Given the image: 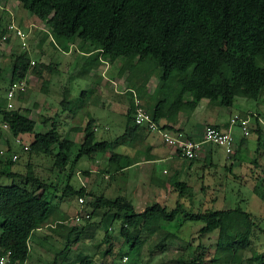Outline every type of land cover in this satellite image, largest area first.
I'll return each instance as SVG.
<instances>
[{"label":"trees","instance_id":"obj_1","mask_svg":"<svg viewBox=\"0 0 264 264\" xmlns=\"http://www.w3.org/2000/svg\"><path fill=\"white\" fill-rule=\"evenodd\" d=\"M16 1L25 12L45 21L48 29L63 28L59 44L52 39L54 47L65 48L79 39L82 52L96 51L110 58L127 59L130 75L127 79L132 84L156 75L162 86L154 102L145 106L156 122L179 112L188 96L198 102L206 99L212 104L227 107L235 98L256 101L264 93V0ZM2 9L5 16H0V42L1 39L9 42L16 31L9 30L8 12ZM44 32L49 34V31ZM43 37L45 41L47 36ZM30 62L26 52L15 57L10 83L26 79L31 70ZM46 67L53 69L50 64L43 65V69ZM2 76L0 70V78ZM134 113L135 102L129 109L130 119ZM0 120L7 123L11 130L34 134L37 147L35 150H24L26 153L29 151L25 160L26 172L12 169L15 162L13 156L20 152L9 148L11 156L7 170L0 172V180L4 177L11 180L8 185L0 182V257L11 253L13 262L26 264L32 233L45 225L52 213L50 195L56 198L57 193H61L63 198L76 196L78 199L92 196L85 187L75 188L69 182L64 189L58 188L57 184L38 173L29 157L39 153L51 156L54 168L63 173L70 166L73 172L83 156L103 151L107 142L97 140L92 122L88 123L84 142L77 146L57 133L56 123L52 125V133L35 131L36 121L18 109L0 107ZM163 129H167L166 126ZM252 130L258 138V152L263 151L264 127L257 122ZM20 145L24 148L23 144ZM116 157L120 158V155L114 154L110 161ZM127 166V163L122 164L119 169ZM181 186L186 188L183 183ZM88 204L91 205L93 220L102 217L90 223L87 220L86 224L106 231L100 243H107L109 247L101 251L103 256L112 254L110 229L117 220L123 223L121 236L131 249L154 232L146 229L152 219L157 217L158 228L162 229V223L169 224L183 215L179 224L201 222L200 236L217 233V247L230 253L247 244L254 224L252 215L240 207L208 208L194 212L178 201L174 209H169L167 204L155 203L137 211L124 196L114 199L97 196ZM85 226H75L70 233L79 236L87 230ZM164 231L169 237L177 235L170 230ZM74 235H69L67 248L74 241L71 239ZM198 260L194 259L191 263L198 264Z\"/></svg>","mask_w":264,"mask_h":264},{"label":"rangeland","instance_id":"obj_2","mask_svg":"<svg viewBox=\"0 0 264 264\" xmlns=\"http://www.w3.org/2000/svg\"><path fill=\"white\" fill-rule=\"evenodd\" d=\"M2 8H5V10L8 12L9 21L7 23H10V20H14L16 26L20 27L22 30H25L26 33L28 32V48H23L21 39L18 38L15 33L13 34L14 37H11L9 42L3 41V39H1L0 70L5 72V74L0 78V107L7 105V93L12 80L11 76L14 71L15 57L26 52V55L31 59V70L27 74L26 79H24L26 83L25 90L23 92H18L15 99L12 100L14 109H18L21 111V113L26 114L34 119L36 121L35 131L37 132L52 133V125L54 123L59 124L61 128H63L62 123H66L64 125L75 124L77 126H81L82 123L78 121V118L81 116L79 114L81 111L78 112L77 107L74 108L73 106H70V104H66L65 95L67 94L66 92L71 95L70 98L72 97V104H74V106L76 105V102H83L84 99L86 101L85 103H88L87 101L91 100L92 98L95 99L98 92H96L94 89H96V85L97 90L99 91V86H97L99 82H97V75H94V73L90 70H95L94 72L96 74V71L100 70L98 69V66L102 65L100 63L102 59L96 60L94 59L95 55L91 54L89 56H85L81 60L82 65L78 66L77 60L78 57L81 56L78 52V50H80L79 39H75L72 43V46L69 45L72 51L70 55H67L68 53L66 52H62V50L56 51L58 47H54L52 44V39L54 38L55 42L59 44V37L63 33V28H58L57 30L48 29L45 21H41L38 16L25 12L14 0H6V2L4 0H0V16H5V14H3ZM6 11H4V13H7ZM44 29L49 31L48 35L46 32H44ZM43 35L47 36L45 41L43 40ZM43 51L45 52L43 53ZM32 61L36 63L33 65ZM102 61H105L106 66L109 63L110 68L113 67L112 73L110 74H114V70L121 67L126 73L125 78H122L121 81H116L118 83L117 89H125V86L130 83V85H133L135 89L137 87V91L140 89V82L136 84L137 81H135V83L132 84V82L127 79L128 76H130L127 71V59L115 60V58L106 56V58ZM49 64L53 69H49L48 67L43 69V65ZM76 65L78 67H75ZM262 65L264 66V63H262ZM79 68L80 70H85L82 71V73L80 72L81 76L76 77V73L74 74V72H76ZM102 69L99 71L100 74L102 73ZM115 74H117V71ZM150 78L152 79L150 82V88L157 91V89L161 87L162 81L156 75L151 76ZM139 93L140 92L138 91V97L135 96V100L138 99L144 107L146 106L145 103L152 104L149 96H147L148 100L142 101L140 99ZM133 99L132 91H129L120 99H113L112 101L114 102L111 106L100 108L98 110V115H100L99 118L102 119L99 121V126L102 127L103 121H109L113 126V135H120L123 133V131L126 130L128 124L131 122L128 110L133 104ZM63 100H65L64 103ZM233 101L234 103L230 107H222L219 105L218 114L216 115H207V112L204 119H207L208 121L210 119L215 123L217 122V124H230L236 115L242 118H248V116H251V122L249 124V130L251 134L248 136L247 140L251 145V149L255 150L257 148V143L255 142L256 140L254 137L256 134L253 133L252 129L256 127L257 122L261 123L264 127V93L259 98V100L256 101L243 97L235 98ZM81 108L84 112H88L90 109H92L88 106L84 107L82 105ZM97 109L98 108H94L95 112H97ZM61 128L60 130H62ZM0 129H2L0 133V172L7 170V165L9 162L8 158L11 156V154H9V148H14L20 152L15 153L19 156V159L14 162L12 169L14 171L24 172L26 166L25 160L28 158L27 153L30 150H35L37 148L34 144V134L32 135V133L29 131L11 130L10 127L9 129ZM232 132L237 139L241 137L245 138L240 122L233 123ZM17 139L20 140V142H18ZM75 140L76 145L78 146L84 142L85 137L75 138ZM20 144L28 145L29 151L26 153ZM220 148L222 149V147ZM116 151L120 152V147H117ZM76 153L77 149H75V155ZM103 156L106 157L105 154ZM222 157L225 159L223 161H226V156L222 155ZM257 158L261 160L260 163L262 165L260 171L257 172L253 170L252 175L256 177L255 179H258L262 173L264 174V155L261 157L257 156ZM29 160L36 165L38 173L42 174L44 179L57 184V187L60 189H64L67 181L69 183L73 181L76 175V168L84 169L90 166V164H95L94 160L90 162L86 156H83L77 163L75 171L72 172L73 169L68 166L67 169L61 173L58 169L54 168V159L51 156L39 153L29 157ZM108 160L109 158H107V162ZM245 160H247V158H245ZM100 165L102 166L103 164ZM252 168H256L255 164L253 163L251 164V168H245L243 171L244 173L242 174L244 177H246L242 182L243 184L240 183V181L239 183L233 184L232 189L236 193L232 195L231 202L218 203V205H215L216 208L218 207L224 209H229V207H240L252 215L254 224L252 225V233L249 236V240L244 247L242 246L237 248L233 253L222 251L217 247V233L200 236L199 231L202 227L201 222L199 223L189 221L187 223L179 224V219L184 217L183 215H179L174 222L169 224L162 223L163 230L158 228L157 217L152 219L151 223L146 229L151 232L154 231L152 233L153 235L150 234L149 236L145 237L143 242L135 249H131L129 244H125V240L121 236V227L123 223L120 220H113L114 222L111 225L112 228L110 229L109 237V242L112 246L110 252L112 254L103 256L101 251H104L107 247H109V245L107 243L102 244L99 242L101 239L105 238L106 231L104 229L91 231L92 227H90L89 223L92 222L93 219L91 216H89L84 217V220L80 221L79 223L77 222L75 226L82 228L83 225H86L85 227L87 230H90L88 231L89 234H93V232H95L99 236L97 235L96 237H89L85 239L86 234L84 233V235L82 233L83 231H80L81 235H74L71 237V239L74 241H72L71 246L67 248V241L63 237H60L61 235L56 236V234H54L52 236V234H50L49 239L43 240L42 243L39 242V244L37 242V245L32 252V260L38 257L39 263L36 262V260H33L31 264H68L66 262L67 256L71 257L69 258V263L71 264H88L89 262L90 264H192V260H198V258V264H264V182H262V179H259L257 182L256 180L251 179ZM73 173L74 175L71 178L70 176ZM222 174L225 175L226 173L222 172ZM0 182L8 185L11 183V180L4 177L0 180ZM60 192L63 191L60 190ZM60 195L61 193H57V196ZM84 199L86 200L83 207L85 216L91 215L92 209L91 205L89 206L88 204L89 198ZM50 200L53 202L52 213L50 215V217H52L49 220L51 222L50 225L47 226L46 231L61 234L66 227L64 225L66 218L63 216L60 218V222H56V220H54V215H61V209L63 206L62 208L60 207V203H58L59 199L54 198L53 194L50 195ZM184 201L181 203H183L184 207L188 210L194 212L204 210L203 207L205 205L203 204H189V201L187 203H184ZM64 203H71V206H73L75 209L78 207L79 199L76 196L66 197V200L63 202V204ZM147 205L149 204H141L137 206L138 211H141L142 209L144 210ZM167 205L169 209H174L177 206V201L172 200ZM207 206L209 207L210 204ZM101 219L102 217L100 216L96 220ZM62 220H64L63 223H61ZM87 220H89V223L86 224ZM93 221H95V219ZM53 227L58 229H53ZM164 230H170L177 233V235L175 237H169ZM79 237L82 238V240L83 238L86 240H84L85 247L83 245H79L82 247V249H79L78 247L79 243L77 239ZM82 240L81 242H83ZM95 243H99L100 250L98 252H95L93 248ZM200 245H202V247ZM41 247L43 249H41ZM60 253H63L64 259H60L58 261L56 257ZM84 255L92 256L93 261L92 257H90V259L84 257Z\"/></svg>","mask_w":264,"mask_h":264},{"label":"crops","instance_id":"obj_3","mask_svg":"<svg viewBox=\"0 0 264 264\" xmlns=\"http://www.w3.org/2000/svg\"><path fill=\"white\" fill-rule=\"evenodd\" d=\"M4 1L6 2V0ZM14 1L18 3V1ZM9 24H11V22ZM69 45L72 46V43L68 44L65 48H58L56 51L62 50V52H66L68 53L67 55H70L72 51ZM78 52L81 55H79L80 57H78L77 60L78 66L82 65L81 60L85 56L94 54V59L96 60H104L107 56L106 54L98 53L96 51L86 53L78 50ZM116 59L118 58H115V60ZM102 60L100 61L102 65L98 66V69L100 70H97L96 74L94 72L95 70H90L94 73V75H97V82H99L97 85L99 86V91L97 90L96 85V89H94L98 92L95 99L92 98L87 101L88 103H85L86 101L84 99L83 102H76V105L74 106V104H72V97L70 98L71 95L66 92V101L63 100V102L65 101L67 104H70V106H73L74 108L77 107L78 112L81 111L79 113L81 116L78 118V121L82 123L81 126H77L75 124L64 125L66 123H62L63 128H61L58 124L57 129V133L60 134L62 138H67L75 142V138L86 136L85 131L88 123L92 122V131L96 134L97 140L107 142V147L103 151H98L89 157L86 156L88 161L92 162L94 160L95 164H90L89 162L90 166L87 168H76V175L70 183L75 188L85 187L87 191L92 194V196H88L89 200H94L97 196H105L110 199H114L118 196H124L134 205L137 211V206L141 204H149L146 206L148 207L155 203L168 204L172 200L177 202L185 200L184 203L189 201V204H203L205 205L203 209H224L218 207L216 208L215 205H218V203L231 202L232 195L236 193L232 189V186L234 183H239V181L242 183L244 178H246L242 174L244 173L243 171L245 168H251V164H255L256 168H252L251 170V179L256 180V182L259 179H262V172V175H260L258 179H255L256 177L252 175L253 170L258 172L261 169V160L258 159L257 156L261 157L264 155L262 153V149L258 152L257 135L254 136L256 140L255 142L257 143V148L255 150L251 149V145L247 140L248 136L244 135L245 138L241 137L239 139L234 136L236 146L232 155H228L225 149H221L220 146L217 147L216 145L205 143L201 146L198 157L192 162L179 156L173 148L168 146L165 141H163L162 136L157 131H151L145 126L137 127L134 124V117L130 119V124H128L126 130L120 135L112 134L113 126L109 121H103V125L100 127L99 121L102 118H99L100 115H98V110L100 108H106V106H111L114 102L112 101L113 99H120L122 96L126 95L127 92L132 91L134 98L133 102H135V96L138 97L137 92L139 91L140 99L142 101L148 100L147 96H149L151 102L153 103L158 90L160 89H157V91L155 89H151L150 82L152 79L149 78L142 81L137 80L136 84L138 82L141 83L138 91L137 87L135 89L134 86L130 84H127L125 89L119 90L117 89L118 83L116 81H121L122 78H125L126 73L121 67L114 70V74H110L112 73L113 67L110 68L108 62V65L106 66L105 61ZM77 65L75 67H78ZM101 69L102 73L100 74L99 71H101ZM84 70L85 69L80 70V68L77 69V71L74 72V74L76 73L75 76H81V73ZM116 71L117 74H115ZM4 74L5 72H3V75ZM231 103H229L227 107L232 106L234 101ZM145 104L146 106L150 105V103ZM81 105L84 107L88 106L92 109L88 112H84ZM94 108H98L96 110L97 112H95ZM218 109L219 106H217V104L216 106L215 104H211L209 100L204 99L198 102L188 96L185 97L184 103L179 112L173 113L169 118L161 119L157 123L162 128L163 126H166V130L172 133H183L194 140L200 141L203 139L205 128L208 125H214L222 130H230L232 132V123L217 124V122L215 123L210 119L209 121L204 119L207 112V115L218 114ZM130 113H133L132 110ZM248 118L251 122V116H248ZM60 128L62 130H60ZM117 147H120V152L116 151ZM104 154L106 157L103 156ZM114 154H119L120 158L116 157L113 161H110ZM222 155L226 156V161H223L225 159H223ZM107 158H109V164L107 162ZM245 158H247V160H245ZM126 163L128 164L127 167L119 169L122 164ZM100 164H103V167ZM222 172H225L226 174L224 175ZM182 183L186 185L185 189L182 188ZM182 189L183 191H181ZM56 198L59 199L58 203H60V207L62 208L63 206V208L61 209V215H54V220H56V222H60V218L64 216V218H66L64 223L66 227L61 234L46 231L47 226L50 225L51 221L49 220L52 216L49 217V220L45 223V225L35 230L29 239L30 255L26 264H31L33 260H36V262L39 261L38 257L32 260V252L34 251L37 242L39 244V242L42 243L43 240L49 239L50 234H52V236L54 234H56V236L61 235L60 237H63L66 241L70 234L71 236L74 235V232H70L77 223L75 217L80 216L85 212L83 208L84 206H82L80 202V204L78 203V207L74 209L73 206H71V203L63 204L66 198H63L62 196H58ZM208 204H210L209 207L207 206ZM230 208L231 207H229V209ZM99 217H96V219ZM63 221L64 220H62L61 223H63ZM53 229L58 228L53 227ZM96 230L98 229L92 228L91 231ZM84 231L82 233L86 234L85 239L89 237L93 238L98 235L95 232H93V234H89L88 231L90 230ZM85 239H78L79 249H82V247H80L81 245L85 247ZM81 240L83 242H81ZM99 243H95V246H93L95 252L100 250ZM41 249L43 248L41 247ZM63 257V253H60L56 258L59 261L60 259H64ZM84 257L90 258L92 256L84 255ZM69 258L71 257H66V262L71 264L69 263Z\"/></svg>","mask_w":264,"mask_h":264},{"label":"built area","instance_id":"obj_4","mask_svg":"<svg viewBox=\"0 0 264 264\" xmlns=\"http://www.w3.org/2000/svg\"><path fill=\"white\" fill-rule=\"evenodd\" d=\"M9 30L16 31V35L22 41L23 48L27 49L28 34L22 29L18 28L14 21H12V23L9 25ZM32 64L34 65L35 62L32 61ZM25 85L26 83L24 80L20 82L11 83L10 89L7 93L6 109L14 108V104L12 103V100L15 99L16 94L18 92H23L25 90ZM236 122H240V124L242 125L244 135L249 136L250 119L242 118L237 115L232 120L231 125H233V123ZM134 123L139 126H145L151 131H157L162 136L165 143L171 148H173L179 156L189 159H196L199 155L201 146L205 143L217 145L224 148L228 155H232L234 153L236 146L235 137L230 130L225 131L220 128H217L214 125H208L205 128L203 139L200 141L194 140L183 133H172L166 129H163L161 126H159V124L156 121L153 120L149 111L146 109V107H144L141 104V102L138 99L135 100ZM0 127L3 129H9V125L7 123L2 122L1 120H0ZM18 142H20V140H18ZM24 150L26 151L29 150V146L24 145ZM263 154H264V141H263ZM17 160H18V155L15 154L13 156V161H17ZM85 201L86 200L84 198L79 199V202L82 204V206H84ZM89 216L90 215L85 216V212H84L82 213V215L76 216L75 220L76 222H79L80 220L84 219V217H89ZM10 254L11 253H8L7 255L0 257V264H19L17 262L12 261Z\"/></svg>","mask_w":264,"mask_h":264}]
</instances>
